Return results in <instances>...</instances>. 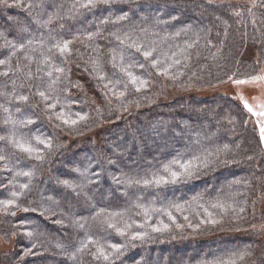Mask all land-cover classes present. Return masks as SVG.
I'll list each match as a JSON object with an SVG mask.
<instances>
[{
    "label": "trees",
    "instance_id": "16d2710c",
    "mask_svg": "<svg viewBox=\"0 0 264 264\" xmlns=\"http://www.w3.org/2000/svg\"><path fill=\"white\" fill-rule=\"evenodd\" d=\"M86 2L0 3V264H264L250 113L224 95L160 98L258 76L264 0ZM173 161L193 175L172 182Z\"/></svg>",
    "mask_w": 264,
    "mask_h": 264
},
{
    "label": "snow or ice",
    "instance_id": "6c2138e0",
    "mask_svg": "<svg viewBox=\"0 0 264 264\" xmlns=\"http://www.w3.org/2000/svg\"><path fill=\"white\" fill-rule=\"evenodd\" d=\"M4 2H6V0H0V3H4ZM105 2H106V0H105ZM95 6H96V0H87L86 3H84V4L81 5V7H83V8H89V7H95ZM124 18H125L124 16H121L119 19H124ZM89 39H91V37H89ZM121 43H123V41H121ZM132 46H133V47H136L137 51H140V47H139L138 45L133 44ZM21 47H23V45H21ZM58 47H59V50L61 51V53H64V52L68 51V42H65V43L63 44L62 47H61V46H58ZM189 47H191V45H189ZM143 56L145 57V59H147V58H149V57L152 56V52H151V51H147V50H145V51L143 52ZM0 63H3V62L0 61ZM156 63H157V62L154 60L152 66H153V67H156ZM141 67H143V65H141ZM122 70L126 71V69H122ZM165 71H167V70H165ZM127 75L130 77L131 82H132L133 84H136V83H137L138 78L135 77L131 72H127ZM99 79L103 80L104 77H103V76H100ZM230 79H231V77H230ZM258 79H264V77H253V78L251 79V81H248V80H239V79H237V80H234L233 82H234L235 84H246V83H249V82H255V81L258 80ZM109 83H110V82H109ZM146 86H147V82H146V81H144V80H139V86L137 87L136 90H137V91H140V89H141L142 87H146ZM105 87H108V84H105ZM110 90H111V89H110ZM39 95L42 96V97L45 96V94H44L43 92H40ZM120 95L123 96L124 93L121 92ZM21 99H27V98H26V97H21ZM45 99H47V97H45ZM241 99L243 100V98H241ZM51 107L54 108L55 105L53 104V105H51ZM243 107H244V109L247 110V112L252 113L253 115H261V116H264V111H261V112H254L253 107L247 102V100H243ZM259 107H264V104L259 105ZM78 115H79V114H78ZM59 118L63 120V123H65V124H68V123H69V121H68L67 119H63L62 116L59 117ZM80 119L83 120V119H85V117L80 116ZM71 123L74 125V124L77 123V120H72ZM259 131H260V140H261V142H264V126H261ZM0 139H2V138H0ZM41 143H43V141H41ZM18 146H19L23 151H25V152H29V153H31V152L33 151V149H32L30 146H25L24 144H19ZM47 146L50 147V144L47 145ZM0 159H3V157H0ZM196 159H199V158H196ZM173 163H174V164H178V166H179V168L181 169V171H175V170H171V171H170V175H171V177H172V182H175V181H176L177 179H179L181 176H184L185 178H188V177H191V176L193 175V171H192V162H191V161H187V162H183V163H181V162H179V161H173ZM165 170H166V171H169L168 166H166ZM24 175H29V173H24ZM153 182H154V183H157V184L160 183L159 180H154V181H147V180H145V181H144V184L147 185V184H149V183H153ZM163 182H164V183H168L167 178H164ZM138 183H139V182H138ZM12 203H13L12 201H8V202L5 204V207L11 205ZM221 207H222V206H221ZM27 210H28V209H25V211H27ZM12 215H15V213L13 212ZM211 222H212V223H217V221H211ZM108 227H115V225L109 224ZM156 230L159 231V229H156ZM118 231H120V230L118 229ZM121 234H122V235L124 234L123 231H121ZM29 235H31V233H29ZM142 238H143V236H142V234H140V233H136V234H134V235L132 236V239H133V240H135V239H142ZM111 247H112L116 252H120V249H121V246H120V245H115V244H113V245H111ZM100 255L104 256V259H106V260L109 258L107 255H105V253H104L103 251L100 252ZM240 258L243 259V255H241ZM218 264H226V262L220 261V262H218ZM227 264H235V262H234V261H230V262H227Z\"/></svg>",
    "mask_w": 264,
    "mask_h": 264
},
{
    "label": "rangeland",
    "instance_id": "374dc122",
    "mask_svg": "<svg viewBox=\"0 0 264 264\" xmlns=\"http://www.w3.org/2000/svg\"><path fill=\"white\" fill-rule=\"evenodd\" d=\"M256 77H264V65L262 67L261 73ZM252 78L241 79L251 81ZM237 79H231L230 81L215 86L197 89L195 87L183 90H169L168 94L160 96L162 99L168 100L171 96L176 94H182L187 96H197L199 98H207L215 95H224L237 100L241 105H243V100L253 107L254 112L264 111V107H259V105L264 104V79H258L255 82H249L246 84H235L233 81ZM243 98V100L241 99ZM253 126L259 131L261 126H264V116L253 115L250 113ZM260 133V131H259ZM264 148V142H262ZM264 207V200H263ZM12 243L6 241V238L0 236V252L6 251L11 247Z\"/></svg>",
    "mask_w": 264,
    "mask_h": 264
}]
</instances>
